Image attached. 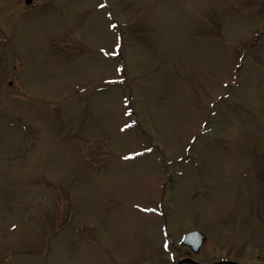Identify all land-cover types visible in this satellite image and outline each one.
<instances>
[{"label": "rangeland", "instance_id": "374dc122", "mask_svg": "<svg viewBox=\"0 0 264 264\" xmlns=\"http://www.w3.org/2000/svg\"><path fill=\"white\" fill-rule=\"evenodd\" d=\"M25 1L0 0V264H174L201 229L264 264V0Z\"/></svg>", "mask_w": 264, "mask_h": 264}, {"label": "flooded vegetation", "instance_id": "af4514ba", "mask_svg": "<svg viewBox=\"0 0 264 264\" xmlns=\"http://www.w3.org/2000/svg\"><path fill=\"white\" fill-rule=\"evenodd\" d=\"M195 231L201 233L202 235H204L206 237L197 251L194 252L191 247L182 245L181 243H180L179 248L173 247V252L171 250L166 251L170 255V258L173 259V261H175L174 264H178L179 261H181L183 259H192V260H194L198 263H201V264H217V263H221V262H234V263L241 264L238 260H235L234 258H233V260H231L230 257H227V258L219 257V258H217L215 256L220 252H221V254H223V251L222 250L219 251L217 246L220 243H219L218 239L216 241L215 238L212 237V235H213L212 229H207V230L201 229V230H195ZM214 244H216L217 246ZM207 245H211L212 249H211V251L209 250V253H210L209 256L213 255L214 259L213 260L205 259L203 261V260H201L200 256H201L202 252L204 251V249L206 248Z\"/></svg>", "mask_w": 264, "mask_h": 264}, {"label": "water", "instance_id": "95a60500", "mask_svg": "<svg viewBox=\"0 0 264 264\" xmlns=\"http://www.w3.org/2000/svg\"><path fill=\"white\" fill-rule=\"evenodd\" d=\"M31 2V0H26V3L29 4ZM205 236L202 235L199 232H190L188 234H186L181 242L182 245L185 246H189L193 249V251H197L199 249V247L201 246L202 242L205 240ZM178 264H201L198 263L192 259H183L181 261H179ZM217 264H238V263H234V262H221V263H217Z\"/></svg>", "mask_w": 264, "mask_h": 264}, {"label": "snow or ice", "instance_id": "6c2138e0", "mask_svg": "<svg viewBox=\"0 0 264 264\" xmlns=\"http://www.w3.org/2000/svg\"><path fill=\"white\" fill-rule=\"evenodd\" d=\"M100 7H105V5L101 4ZM113 27H115V25H113ZM128 127H131V125H127V124H126V125H125V128H128ZM123 130H124V129H122V131H123ZM149 150H150V149H149ZM166 247H167V245H166Z\"/></svg>", "mask_w": 264, "mask_h": 264}, {"label": "trees", "instance_id": "16d2710c", "mask_svg": "<svg viewBox=\"0 0 264 264\" xmlns=\"http://www.w3.org/2000/svg\"><path fill=\"white\" fill-rule=\"evenodd\" d=\"M264 182V181H263Z\"/></svg>", "mask_w": 264, "mask_h": 264}]
</instances>
